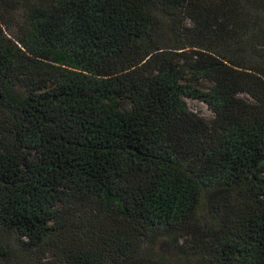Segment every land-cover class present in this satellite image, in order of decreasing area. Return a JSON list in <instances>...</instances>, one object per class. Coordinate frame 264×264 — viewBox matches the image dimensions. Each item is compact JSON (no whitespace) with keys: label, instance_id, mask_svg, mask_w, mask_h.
<instances>
[{"label":"trees","instance_id":"16d2710c","mask_svg":"<svg viewBox=\"0 0 264 264\" xmlns=\"http://www.w3.org/2000/svg\"><path fill=\"white\" fill-rule=\"evenodd\" d=\"M0 264H264V0H0Z\"/></svg>","mask_w":264,"mask_h":264},{"label":"rangeland","instance_id":"374dc122","mask_svg":"<svg viewBox=\"0 0 264 264\" xmlns=\"http://www.w3.org/2000/svg\"><path fill=\"white\" fill-rule=\"evenodd\" d=\"M203 83L206 87H208L210 84L209 81L207 80H204ZM241 95L247 99H250V97L246 93H242ZM186 101L188 103L189 108L192 111L198 113L199 115L203 116L206 119L213 118L214 116L213 112L204 102L190 97H187Z\"/></svg>","mask_w":264,"mask_h":264}]
</instances>
